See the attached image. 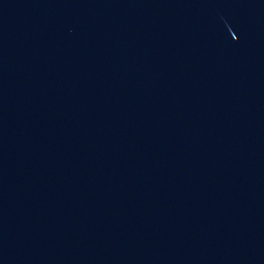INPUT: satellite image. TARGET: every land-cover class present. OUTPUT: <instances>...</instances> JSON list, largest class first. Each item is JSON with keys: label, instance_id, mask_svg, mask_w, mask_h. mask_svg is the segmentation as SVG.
Listing matches in <instances>:
<instances>
[{"label": "water", "instance_id": "95a60500", "mask_svg": "<svg viewBox=\"0 0 264 264\" xmlns=\"http://www.w3.org/2000/svg\"><path fill=\"white\" fill-rule=\"evenodd\" d=\"M0 264H264V0H0Z\"/></svg>", "mask_w": 264, "mask_h": 264}]
</instances>
